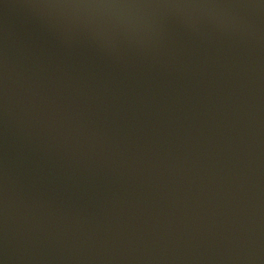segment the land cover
I'll return each instance as SVG.
<instances>
[{
  "label": "water",
  "instance_id": "obj_1",
  "mask_svg": "<svg viewBox=\"0 0 264 264\" xmlns=\"http://www.w3.org/2000/svg\"><path fill=\"white\" fill-rule=\"evenodd\" d=\"M0 264H264V0H0Z\"/></svg>",
  "mask_w": 264,
  "mask_h": 264
}]
</instances>
